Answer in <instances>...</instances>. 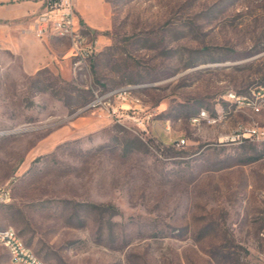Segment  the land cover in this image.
Wrapping results in <instances>:
<instances>
[{
	"label": "rangeland",
	"instance_id": "obj_1",
	"mask_svg": "<svg viewBox=\"0 0 264 264\" xmlns=\"http://www.w3.org/2000/svg\"><path fill=\"white\" fill-rule=\"evenodd\" d=\"M74 4L85 59L29 25V72L19 5L0 26V229L49 264H264V135L227 140L264 132V0Z\"/></svg>",
	"mask_w": 264,
	"mask_h": 264
},
{
	"label": "built area",
	"instance_id": "obj_2",
	"mask_svg": "<svg viewBox=\"0 0 264 264\" xmlns=\"http://www.w3.org/2000/svg\"><path fill=\"white\" fill-rule=\"evenodd\" d=\"M47 9L39 15L34 24L33 30L38 38H45L48 35L67 37L72 43V53L76 57L88 58L97 52V43L91 41L85 33L82 22L77 13L74 0H45ZM100 104L99 100L94 101V107ZM203 113L195 117L194 121L199 122L206 116ZM264 132L259 128L246 127L237 134L228 137V141H244L249 138H260ZM186 139L178 141V146H184ZM0 245L9 250L14 263L17 264H49L41 259L13 228L0 229Z\"/></svg>",
	"mask_w": 264,
	"mask_h": 264
},
{
	"label": "crops",
	"instance_id": "obj_3",
	"mask_svg": "<svg viewBox=\"0 0 264 264\" xmlns=\"http://www.w3.org/2000/svg\"><path fill=\"white\" fill-rule=\"evenodd\" d=\"M17 5L20 6L18 8L24 16V56L26 61H29L27 71L35 72L44 66L41 62L43 57L40 53L32 52L28 49L30 35L28 34V30L29 25L33 30V24L36 18L46 11L47 4L45 0H0V19L2 20L0 23L1 27L6 26L7 21L15 15L14 11L17 10ZM77 10L80 11L79 9ZM79 18L81 20L80 15Z\"/></svg>",
	"mask_w": 264,
	"mask_h": 264
},
{
	"label": "bare ground",
	"instance_id": "obj_4",
	"mask_svg": "<svg viewBox=\"0 0 264 264\" xmlns=\"http://www.w3.org/2000/svg\"><path fill=\"white\" fill-rule=\"evenodd\" d=\"M255 109H256V108H255ZM257 110L259 111L260 108H257ZM202 114H203V113H202ZM202 114H201V115H202ZM193 122H195L194 119H193ZM195 123H196V122H195ZM252 128H256V127H252ZM240 131H241V130H240ZM240 131H239V132H240ZM239 132H238V133H239Z\"/></svg>",
	"mask_w": 264,
	"mask_h": 264
},
{
	"label": "trees",
	"instance_id": "obj_5",
	"mask_svg": "<svg viewBox=\"0 0 264 264\" xmlns=\"http://www.w3.org/2000/svg\"><path fill=\"white\" fill-rule=\"evenodd\" d=\"M81 22H82V24H83V25H85V23H84V21H83V20H81Z\"/></svg>",
	"mask_w": 264,
	"mask_h": 264
}]
</instances>
